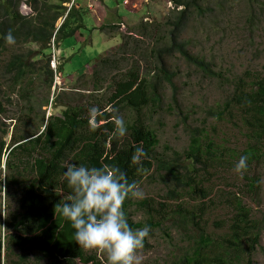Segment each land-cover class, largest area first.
<instances>
[{
    "label": "rangeland",
    "instance_id": "obj_1",
    "mask_svg": "<svg viewBox=\"0 0 264 264\" xmlns=\"http://www.w3.org/2000/svg\"><path fill=\"white\" fill-rule=\"evenodd\" d=\"M26 1L20 9L25 17L31 14ZM50 2L60 3L59 0ZM73 3L75 7L81 3L87 8L86 27L77 36L52 44V67L57 71L65 64V69L64 76L56 75L51 100L57 99L55 95L63 100L70 96L72 99L67 103L74 105H87L89 100L101 98L102 94L94 90L93 76L103 67V59L110 62L100 69L104 94L111 93L109 84L131 68L139 67L141 74L153 71V50L162 33L155 37L151 31L143 35L140 27L145 23L174 20L180 9L172 0H71L65 6L70 8ZM131 4H135L134 9H129ZM202 7L203 13L193 11L188 15L179 39L190 54L204 59L216 75L200 71L179 53L165 58L162 66L175 74L178 104H172L171 90L163 89L162 109L149 108L141 116L157 135L158 145L154 152L155 166L137 186L139 194L134 196L131 208L134 224L149 228L144 247L138 251L140 264H181L190 257L194 242L199 241L202 234L213 242L212 247L204 249V256H221L222 247L234 246L238 258L243 259L240 264H264V141L260 145L263 161L254 162L238 175L233 167L248 146L247 131L239 121H218L209 114L232 96L233 82L238 78H264V0H203ZM61 24L60 20L58 27ZM27 49L38 50L36 45ZM15 53L22 51L8 48L0 56V67ZM1 74L0 70V104L9 117L20 118L23 105L11 93ZM41 110L51 117L60 116L64 108L54 103ZM121 113L124 117H134L129 109ZM8 123L12 125V134L7 138L11 144L15 124ZM22 129L25 130L23 123ZM195 130H205L206 140L219 147L215 156L219 155L222 160L198 164L196 172L183 171L174 179L158 162L181 166L182 155ZM142 201L144 204L140 206L138 203ZM241 203L250 212V221L256 227L254 231L260 236L251 257L246 253L253 238L246 236L240 244L230 243ZM7 216L5 200L0 209V264H16L21 256L34 260L35 251L17 248L12 254L8 251ZM87 254L104 264L102 253L87 249Z\"/></svg>",
    "mask_w": 264,
    "mask_h": 264
},
{
    "label": "trees",
    "instance_id": "obj_2",
    "mask_svg": "<svg viewBox=\"0 0 264 264\" xmlns=\"http://www.w3.org/2000/svg\"><path fill=\"white\" fill-rule=\"evenodd\" d=\"M59 1V4H53L50 0H27L25 3L29 5L31 14L25 17L20 12L24 0H0V56L8 48L22 51L12 55L0 67L1 77L8 82L9 90L23 105L22 117L12 118L0 104V209L4 207L6 200V226L10 235L8 251L12 254L13 249L17 248L37 253L34 260L21 256L16 264H101L96 257L87 254L86 248L76 243L70 222L55 209L72 192L63 176L67 164L118 166L129 183L135 181L138 186L155 166L154 152L158 145L157 135L143 121L142 113L149 108L153 111L162 109L163 89L171 90L172 104H178L175 74L162 66L164 59L179 53L200 71L216 75L204 59L190 54L185 43L179 39L187 24L188 15L193 11L198 14L204 12L203 0H172L175 7L180 8L174 20L145 23L140 27L143 35H148L150 31L154 33V37L162 33L153 50V71L141 74L139 67L131 68L109 84L108 92L112 90L111 93L104 94L100 69H104L110 62L103 59V67L97 69L93 76L94 90L99 95L102 94L101 98L89 100L87 105H74L67 103V100L72 99L70 96L63 100L55 95L57 99L52 102L56 75L64 76L65 69V64L59 66L58 71L52 67V44L59 40L61 44L62 40L77 36L86 27L85 5L80 3L77 8L73 3L68 8L65 4L71 0ZM60 20L62 24L58 27ZM105 27L103 26V30ZM9 31L15 37V44L10 45L4 39ZM35 45L37 51L26 50ZM232 87V96L223 105L210 110L209 114L218 121L227 119L242 123L249 142L241 155L248 157L249 168L254 162L263 161L260 145L264 141V78L240 77L233 82ZM54 103L63 107L64 111L60 116L48 117L47 112L41 109L54 106ZM91 106H96L101 113L95 118L94 128L88 112ZM124 109H129L134 117L122 116L121 111ZM117 114L126 124V134L122 137L114 134L113 119ZM9 121L15 124L11 144L7 141L12 134ZM22 123L25 130L22 129ZM207 137L205 130H195L191 134L188 149L182 155L184 161L181 166L175 163L165 166L161 162H158V166L178 179L183 171L196 172L198 164L221 161L219 155L218 158L215 156L219 147L213 141L206 140ZM137 147L143 148L144 155L134 163L132 155ZM133 201L134 196L129 195L121 207L129 226L136 229L142 225L134 224L132 220ZM138 204L142 206L144 202ZM249 215L250 212L242 203L239 204L230 243L240 244L246 236L253 238L249 251H245L251 257L256 251L260 236L254 231L256 227ZM238 229L240 230L237 231ZM212 246L210 238L202 234L199 241L194 242L190 257L182 260L181 264L243 262V259L238 258L234 246L222 247V257L204 256V249ZM0 252L2 253V245Z\"/></svg>",
    "mask_w": 264,
    "mask_h": 264
},
{
    "label": "clouds",
    "instance_id": "obj_3",
    "mask_svg": "<svg viewBox=\"0 0 264 264\" xmlns=\"http://www.w3.org/2000/svg\"><path fill=\"white\" fill-rule=\"evenodd\" d=\"M4 39L10 45L15 44L11 31ZM88 112L94 128L95 118L101 113L96 106L89 107ZM113 122L114 134L124 136L127 130L124 119L117 114ZM143 155V148L137 147L132 161L138 162ZM247 159L246 155H241L233 171L242 174L247 168ZM63 176L72 192L55 209L70 222L76 243L102 253L104 264H140L138 251L144 247L149 228L146 225L130 227L121 207L126 197L139 194L135 181L129 183L118 166L109 164L96 167L68 163Z\"/></svg>",
    "mask_w": 264,
    "mask_h": 264
},
{
    "label": "crops",
    "instance_id": "obj_4",
    "mask_svg": "<svg viewBox=\"0 0 264 264\" xmlns=\"http://www.w3.org/2000/svg\"><path fill=\"white\" fill-rule=\"evenodd\" d=\"M137 1V0H136ZM134 3V2H133ZM96 5V4H95ZM135 5V4H134ZM134 5L133 4H131V5H129V9H134ZM77 6V8H79L80 7V4H77L76 5ZM91 7V6H90ZM96 9V8H95ZM131 12V11H130ZM131 15H132V13H131ZM133 16V15H132Z\"/></svg>",
    "mask_w": 264,
    "mask_h": 264
},
{
    "label": "bare ground",
    "instance_id": "obj_5",
    "mask_svg": "<svg viewBox=\"0 0 264 264\" xmlns=\"http://www.w3.org/2000/svg\"><path fill=\"white\" fill-rule=\"evenodd\" d=\"M55 65H56V63H55ZM56 67H57V65H56ZM55 69V68H54ZM58 71V70H57Z\"/></svg>",
    "mask_w": 264,
    "mask_h": 264
},
{
    "label": "water",
    "instance_id": "obj_6",
    "mask_svg": "<svg viewBox=\"0 0 264 264\" xmlns=\"http://www.w3.org/2000/svg\"><path fill=\"white\" fill-rule=\"evenodd\" d=\"M60 26H61V25H60ZM60 26H59V27H60Z\"/></svg>",
    "mask_w": 264,
    "mask_h": 264
}]
</instances>
